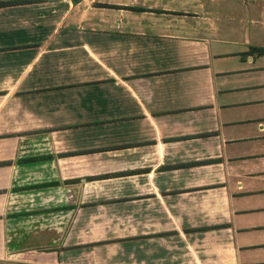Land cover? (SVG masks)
I'll list each match as a JSON object with an SVG mask.
<instances>
[{
  "label": "crops",
  "instance_id": "obj_1",
  "mask_svg": "<svg viewBox=\"0 0 264 264\" xmlns=\"http://www.w3.org/2000/svg\"><path fill=\"white\" fill-rule=\"evenodd\" d=\"M0 2V264H264V0Z\"/></svg>",
  "mask_w": 264,
  "mask_h": 264
},
{
  "label": "trees",
  "instance_id": "obj_2",
  "mask_svg": "<svg viewBox=\"0 0 264 264\" xmlns=\"http://www.w3.org/2000/svg\"><path fill=\"white\" fill-rule=\"evenodd\" d=\"M3 2H0V4H2ZM252 50H256V51H259L260 48H256V47H253ZM264 51V49H262Z\"/></svg>",
  "mask_w": 264,
  "mask_h": 264
}]
</instances>
